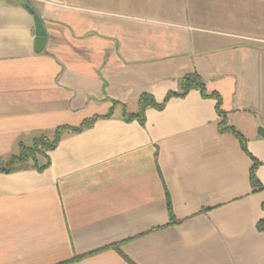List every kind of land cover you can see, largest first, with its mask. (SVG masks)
Returning <instances> with one entry per match:
<instances>
[{"label": "crops", "instance_id": "crops-1", "mask_svg": "<svg viewBox=\"0 0 264 264\" xmlns=\"http://www.w3.org/2000/svg\"><path fill=\"white\" fill-rule=\"evenodd\" d=\"M191 74L264 186V0H0V169L100 118L44 172L0 173V264H264V192L217 101L192 90L124 120Z\"/></svg>", "mask_w": 264, "mask_h": 264}, {"label": "trees", "instance_id": "trees-1", "mask_svg": "<svg viewBox=\"0 0 264 264\" xmlns=\"http://www.w3.org/2000/svg\"><path fill=\"white\" fill-rule=\"evenodd\" d=\"M24 4V3H23ZM192 90L200 91L201 95L204 98H210L217 101L216 111L219 117L221 118L220 123V132L221 133H230L232 134L240 143L242 150L251 158L253 161V167L251 169V186L255 191L264 192V186L260 183L256 176V171L261 165L249 152L247 149V139L246 137L239 132L235 127L229 125L227 120V114L222 110V98L218 93L209 94L206 86L203 83V80L197 74L187 75L182 81L181 93H169L165 101L161 104L157 103L153 95L145 94L142 95L139 99V111L136 114H129L124 110V120L125 122H139L141 125L146 123V111L148 109L163 110L165 109L168 102L175 97L184 98ZM118 106L117 103L114 104V107ZM113 115L111 112L104 119H109ZM99 117L93 118L91 120L85 121L81 126L77 128L70 127H61L53 133V138L49 139L48 137H41L36 139L33 143V146L28 148L21 146L20 154L10 159V161L0 169V173H14L27 169H34L39 172H44L50 167V159L48 153L55 151L62 139V136L65 132L71 133H82L85 130L91 128L94 123L99 120ZM261 137H264V132L261 130ZM45 164L41 165V162ZM264 209V203H263ZM169 217L171 223L175 221L173 211L169 205ZM257 229L259 232H264V221H261L257 224ZM90 256V255H89ZM88 257V256H86ZM86 257L75 258L69 262L63 264H73Z\"/></svg>", "mask_w": 264, "mask_h": 264}, {"label": "water", "instance_id": "water-1", "mask_svg": "<svg viewBox=\"0 0 264 264\" xmlns=\"http://www.w3.org/2000/svg\"><path fill=\"white\" fill-rule=\"evenodd\" d=\"M25 9L33 16L35 26V52L40 54L44 51L47 44V32L45 30L41 17L36 11L29 5L25 6Z\"/></svg>", "mask_w": 264, "mask_h": 264}]
</instances>
